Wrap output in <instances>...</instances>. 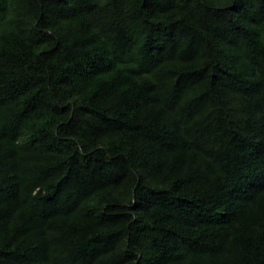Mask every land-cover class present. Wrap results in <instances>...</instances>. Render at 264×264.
I'll return each instance as SVG.
<instances>
[{
    "label": "trees",
    "instance_id": "16d2710c",
    "mask_svg": "<svg viewBox=\"0 0 264 264\" xmlns=\"http://www.w3.org/2000/svg\"><path fill=\"white\" fill-rule=\"evenodd\" d=\"M0 264H264V0H0Z\"/></svg>",
    "mask_w": 264,
    "mask_h": 264
}]
</instances>
